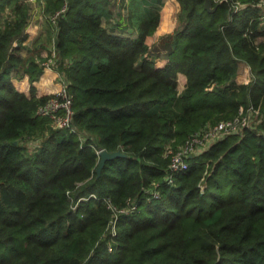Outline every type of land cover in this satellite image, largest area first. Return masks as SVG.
I'll list each match as a JSON object with an SVG mask.
<instances>
[{"label": "trees", "instance_id": "trees-1", "mask_svg": "<svg viewBox=\"0 0 264 264\" xmlns=\"http://www.w3.org/2000/svg\"><path fill=\"white\" fill-rule=\"evenodd\" d=\"M65 2L28 45L33 7L0 0V264H264V122L172 183L165 156L240 110L264 114L258 0H176L180 25L153 45L161 0H131L125 19L111 0H44V13ZM51 40L83 143L36 114L60 86L34 85ZM95 148L125 156L97 176Z\"/></svg>", "mask_w": 264, "mask_h": 264}, {"label": "built area", "instance_id": "built-area-1", "mask_svg": "<svg viewBox=\"0 0 264 264\" xmlns=\"http://www.w3.org/2000/svg\"><path fill=\"white\" fill-rule=\"evenodd\" d=\"M26 1L29 2L33 7L32 18L26 28V33L29 35L27 42L30 41L31 28H34L38 25L39 29L41 30V25L44 24V21H50L55 27L58 17L61 16L67 8V2H65L63 7L59 11L51 15H46L44 13V0ZM123 5L125 7L127 4L123 3ZM257 7L261 9L262 14L260 18L264 22V0H258ZM33 20L35 21V23L33 22ZM132 36L135 35L132 34ZM49 52L50 57L42 63L44 67L43 69L44 72L46 70H53L55 73V77L51 79L60 80V86L44 104L38 106L36 114L48 118L52 127L67 128L71 132L77 133L79 140L81 141V143H83L85 142V135L82 132L78 131V129H76V127L73 125L74 112L72 108V96L68 91L67 80L65 79L64 75L58 71L56 65V49L53 40ZM248 70L250 71L249 67ZM249 76V78H251V71ZM39 88L42 89L40 86ZM45 88H43V90ZM181 91L178 92L180 93ZM263 122L264 114L260 112L259 108L250 106L247 111L240 110L238 116L232 120L220 121L213 126H206L200 131L195 132L193 135L188 137L183 145H181L177 150L167 149L165 151V156L169 157L170 159L168 165V174L166 177L167 182L172 183L175 175L185 173L187 170H189V160L208 150L212 144L223 139L227 135L242 134L245 129H257V127L260 126ZM28 146L34 149L39 146V142L28 141ZM103 150L104 149L102 148H95V153L99 159L100 153ZM157 195L158 194H155V196ZM134 207L135 206H130L128 209L122 210V212L133 210ZM114 226L115 222H113L112 224V234H114Z\"/></svg>", "mask_w": 264, "mask_h": 264}, {"label": "rangeland", "instance_id": "rangeland-1", "mask_svg": "<svg viewBox=\"0 0 264 264\" xmlns=\"http://www.w3.org/2000/svg\"><path fill=\"white\" fill-rule=\"evenodd\" d=\"M131 0H111L112 2V14L114 16V18H116V15L118 12H120L123 15V18L125 19L128 16V10L126 8V6L124 7V4H130ZM149 1V0H148ZM176 1V0H175ZM158 9L160 12V24L159 27L157 28L156 32L154 33L153 36L149 37L147 39V42L149 45H153V44H157L160 39H162V37H164L165 35L172 33L173 30L180 25V7L178 5L177 2H174L172 0H161V3L158 4ZM126 21V20H124ZM33 22L35 23V21L33 20ZM47 22V21H46ZM44 21V24L42 25L43 27V31L45 36L47 27H48V23H46ZM165 23V26L163 25ZM161 26V27H160ZM132 31V29H130ZM128 30V31H130ZM127 31V30H126ZM127 31V33H128ZM126 33V34H127ZM27 43H30L27 42ZM29 45V44H28ZM52 45V40L47 44V47H51ZM25 55V53H24ZM186 83V78L184 75L182 74H178L177 76V89L178 91L183 90L184 85ZM31 150H33L31 148Z\"/></svg>", "mask_w": 264, "mask_h": 264}, {"label": "crops", "instance_id": "crops-1", "mask_svg": "<svg viewBox=\"0 0 264 264\" xmlns=\"http://www.w3.org/2000/svg\"><path fill=\"white\" fill-rule=\"evenodd\" d=\"M172 1L176 2L175 0H172ZM42 30H43L42 25H41V30L39 29L38 25L34 28H31V30H30V33H31L30 43L35 41L43 33ZM249 75H250V71L248 70V67L244 66L243 71L237 76V82L242 83L243 81H245L246 79H248L250 77ZM53 77H55L54 71L53 70H46L43 73V75L41 76V78L37 82H35V85L37 87L40 86L43 89L47 85V80L49 78H53Z\"/></svg>", "mask_w": 264, "mask_h": 264}, {"label": "water", "instance_id": "water-1", "mask_svg": "<svg viewBox=\"0 0 264 264\" xmlns=\"http://www.w3.org/2000/svg\"><path fill=\"white\" fill-rule=\"evenodd\" d=\"M204 7L206 10H208L209 12H213L215 10L216 7L212 6V0H204ZM120 156H125L122 152L120 151H116V152H108L106 150H103L100 153V159H99V163L96 167V174L97 176L100 175L101 170L105 164L106 161L114 159L116 157H120Z\"/></svg>", "mask_w": 264, "mask_h": 264}, {"label": "bare ground", "instance_id": "bare-ground-1", "mask_svg": "<svg viewBox=\"0 0 264 264\" xmlns=\"http://www.w3.org/2000/svg\"><path fill=\"white\" fill-rule=\"evenodd\" d=\"M163 25L165 26V23Z\"/></svg>", "mask_w": 264, "mask_h": 264}]
</instances>
